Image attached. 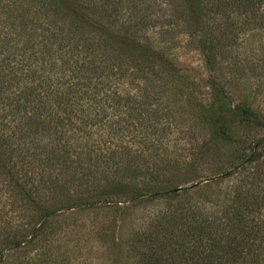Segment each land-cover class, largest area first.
Segmentation results:
<instances>
[{
    "label": "trees",
    "instance_id": "1",
    "mask_svg": "<svg viewBox=\"0 0 264 264\" xmlns=\"http://www.w3.org/2000/svg\"><path fill=\"white\" fill-rule=\"evenodd\" d=\"M73 2L0 0V55L17 47L12 35L35 33V29L28 26V6L32 3H38L49 15L48 26L56 25L64 33L67 30L82 33L84 40H88L86 33L93 30L101 33L97 28L100 21L108 26L117 25L120 32L135 36L158 23L188 19L202 33L199 43L208 64L216 61V54L227 53L225 45L237 44L239 33L255 29L264 33V0H180L179 7L168 14L154 9L156 0ZM69 13L76 21L66 15ZM105 25L99 23L98 27ZM33 37H26L20 47V54L23 53L20 66L11 67L5 59L0 62V94L10 86L20 85V80L25 82L18 91V98L6 92L0 98L3 104L0 107V168L12 179L8 183L10 192L6 202L11 212L22 211L16 217L23 220L16 227L12 225V217L0 223V264H72L67 251L58 252L60 246L55 242L58 229L50 226L57 216L109 201H136L148 190L154 195L174 189H148L134 184L133 178L143 164L158 174L167 168L166 164V168L161 165L164 164L162 158L154 166L148 164V158L142 159L144 146H137L138 151L134 153L130 144L121 146L124 136L133 144L146 138L142 121L138 124L140 128L134 125L139 119L137 108H133V113H120L122 116L115 115L113 107H108V114H103L107 109L104 107L85 108L84 102L91 99V86L71 81L70 78L77 77V70L66 68L64 60L59 62L58 49L53 50L52 42ZM99 38L95 34L88 43L84 41V48L89 50L96 46L94 43H100ZM224 40L227 43H223ZM133 41L137 42L136 38ZM99 46L107 50L104 53H100L98 47V51L91 50L90 64L81 63V67L88 65L83 78L89 77V73H100L103 66L111 69L114 65L109 61H113L111 55L120 51L110 43ZM131 52L141 59L137 50ZM8 53L12 57L18 55L17 50ZM262 54L260 75H264V47ZM99 56L109 60L102 62L97 59ZM137 69L140 71L137 79L143 83L147 74H142L140 64ZM17 72L21 75L19 78H16ZM210 86L214 100L226 98L218 82L213 80ZM119 91L117 95L124 97ZM130 99L132 95L128 94L126 101ZM233 111L264 130V118L252 102L236 103ZM41 130L52 135V147L40 153L29 151L25 147L28 138ZM100 133V140L90 145L86 143ZM104 135L108 140L105 147L101 145ZM136 138L139 141H135ZM19 148L26 150L15 157V150ZM234 161L238 175L227 186L226 203L217 211H203L195 202L160 209L154 212L149 226L134 232L126 244L115 243L120 252L126 245L131 260H125L123 255L114 259L119 264H264V134L253 141L248 151L236 155ZM114 235L115 232L112 240L116 241ZM58 256L61 258L57 259Z\"/></svg>",
    "mask_w": 264,
    "mask_h": 264
},
{
    "label": "rangeland",
    "instance_id": "2",
    "mask_svg": "<svg viewBox=\"0 0 264 264\" xmlns=\"http://www.w3.org/2000/svg\"><path fill=\"white\" fill-rule=\"evenodd\" d=\"M179 1L156 0L154 9L158 8L165 14L170 11L173 13L179 7ZM69 2L74 4L73 0ZM29 9L28 26H32L35 33H21L23 37L12 35L17 41V47L1 54L0 62L5 59L10 62L11 67L20 66L19 59L23 55L22 52L20 54V47L25 38L31 35L35 39L43 38L48 43L52 42L53 50L58 49L57 52L63 56L61 58L57 54L59 62L64 60L66 68L77 70V77L70 80L91 86H88L91 99L84 102L85 108L92 110L104 107L107 109L103 114H108V107H113V113L117 116H122V112L133 113V108H137L139 119L134 125L140 128L138 124L142 121L141 128L146 138L143 142L133 144L128 143V138L124 136L121 137V146L130 144L132 153L138 151L137 146H144L145 148H141L144 149L141 153L144 155L142 159L148 158V164L154 166L162 158L161 162L164 164L161 165L166 164L167 168L165 166L166 170L158 174L143 164L133 178L134 184L144 185L148 189H174L154 195L148 190L136 201H109L96 207L72 209L62 213L50 225L58 229L55 242L60 246L59 253L67 251L72 264H119L114 259L117 255H123L125 260L130 261L126 245L124 251L120 252L115 243L126 244L134 232L143 231L149 226L154 212L183 202H195L203 211H217L226 203L227 186L238 175L234 168V157L248 151L253 141L264 134L260 125L241 119L239 113L233 111L236 103L248 100L264 118V75H260L264 33L256 29L239 33L237 44L225 45L227 53L216 54V61L208 64L199 43L202 33L188 19L177 18L167 24L158 23L135 36L120 32L116 29L117 25L108 26L100 21L99 23L105 25L104 29L98 27L97 23L101 33L96 30L86 33L88 40L95 34L100 36L97 39L100 43H94L96 46L87 50L84 47L88 40H84L82 33H71L69 30L64 33L56 25L48 26L49 15L43 12L38 3L30 4ZM66 15L70 19H77L70 13ZM134 38L137 42L133 41ZM226 41L223 43H227ZM104 43L115 45V49L120 51L119 55H111L113 61L104 56L97 59L102 62L109 60L114 65L111 69L103 66L105 69L98 71L102 75L89 73V77L83 78L88 65L81 67V63L86 61L90 64L91 50L98 51L99 48V52L104 53L107 49L99 46ZM15 50L18 55L10 56L8 52ZM131 50H137L141 59H137ZM146 52L147 56L143 55ZM139 64L143 68L142 74H147L148 77L143 83L137 79L140 75L137 69ZM20 76L17 72L16 78ZM213 80L223 87L226 95L224 100H214L210 86ZM18 82L20 85L6 88L0 98L5 92L8 96L15 94L14 97L18 98V91L25 83L21 80ZM118 90L125 96L120 98L117 95ZM128 94L132 95V99L126 101ZM217 109L221 111L217 113ZM101 113L102 111L98 114ZM145 116L147 117L143 120L142 117ZM101 135L102 133L93 135L89 142H83L90 145L100 140ZM105 135L101 140L104 147L108 142ZM28 139L29 143L25 147L31 152H44L53 145L52 135L47 131L41 130ZM135 141L139 140L136 138ZM25 150H15V157L23 154ZM10 182L11 177L0 168V223L12 217V225L16 227L23 222L16 217L22 211L11 212L10 205L6 202ZM261 219L260 216L259 220ZM113 232L116 241L112 240Z\"/></svg>",
    "mask_w": 264,
    "mask_h": 264
}]
</instances>
